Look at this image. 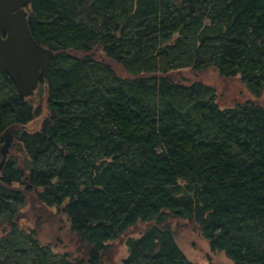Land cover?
<instances>
[{"label":"trees","instance_id":"1","mask_svg":"<svg viewBox=\"0 0 264 264\" xmlns=\"http://www.w3.org/2000/svg\"><path fill=\"white\" fill-rule=\"evenodd\" d=\"M26 11L53 55L30 97L0 69V264H106L138 223L120 264H200L172 219L235 264H264V0H30ZM207 68L250 97L221 106L213 86L182 76ZM55 221L74 249L41 240Z\"/></svg>","mask_w":264,"mask_h":264},{"label":"rangeland","instance_id":"2","mask_svg":"<svg viewBox=\"0 0 264 264\" xmlns=\"http://www.w3.org/2000/svg\"><path fill=\"white\" fill-rule=\"evenodd\" d=\"M96 56L99 58L103 57L100 52H97ZM183 72L182 76L186 77L188 82L199 80L213 86L217 92L218 101L221 106H229L238 101H242L246 97L245 91L250 97L248 91L246 89L244 90L236 79L222 78L214 69L207 68L201 71L186 70ZM263 97L264 93L262 94ZM44 114L45 111H43L41 116L29 123L27 128L37 129ZM170 223L172 225L174 241L187 260L200 264H235L223 251L213 252L210 249L208 241L184 221L172 219ZM147 225V223H138L125 236L115 241L110 249L109 255L105 258L106 264H120L121 258L127 253L124 242L125 238L127 236H138ZM40 238L44 242L51 241L52 243H56L58 245L57 249H55L56 251L74 249L77 245L68 233L66 227H61L57 221L44 224L40 231Z\"/></svg>","mask_w":264,"mask_h":264},{"label":"water","instance_id":"3","mask_svg":"<svg viewBox=\"0 0 264 264\" xmlns=\"http://www.w3.org/2000/svg\"><path fill=\"white\" fill-rule=\"evenodd\" d=\"M29 3L30 0H0V69L23 98L30 97L40 79L47 77L53 55V51L37 42L29 30L26 11ZM3 138L1 153L4 159L12 135L5 133Z\"/></svg>","mask_w":264,"mask_h":264}]
</instances>
